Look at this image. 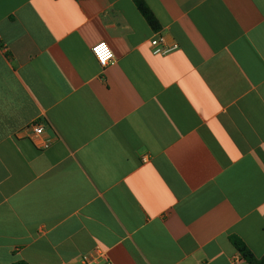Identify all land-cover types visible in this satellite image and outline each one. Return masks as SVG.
I'll use <instances>...</instances> for the list:
<instances>
[{
  "label": "crops",
  "instance_id": "obj_1",
  "mask_svg": "<svg viewBox=\"0 0 264 264\" xmlns=\"http://www.w3.org/2000/svg\"><path fill=\"white\" fill-rule=\"evenodd\" d=\"M144 2L0 0V264L264 256V0Z\"/></svg>",
  "mask_w": 264,
  "mask_h": 264
},
{
  "label": "built area",
  "instance_id": "obj_2",
  "mask_svg": "<svg viewBox=\"0 0 264 264\" xmlns=\"http://www.w3.org/2000/svg\"><path fill=\"white\" fill-rule=\"evenodd\" d=\"M154 55L165 56L179 49V45L174 43L169 46L166 42V38L162 32L158 31L156 37L150 41ZM103 46V47H101ZM92 56L95 57L99 65L105 69L107 68L114 60V54L110 45L106 42H99L92 47ZM34 134L35 143L37 146L46 149L49 147V141L43 140L44 128L39 123H32L29 127ZM77 264H112L109 260L107 253L100 249L96 248L91 254H86L81 257L79 263Z\"/></svg>",
  "mask_w": 264,
  "mask_h": 264
},
{
  "label": "trees",
  "instance_id": "obj_3",
  "mask_svg": "<svg viewBox=\"0 0 264 264\" xmlns=\"http://www.w3.org/2000/svg\"><path fill=\"white\" fill-rule=\"evenodd\" d=\"M135 5L138 7L141 14L147 20V22L154 28L158 29V23L156 18L150 11L149 7L146 5L144 0H133ZM229 242L236 248L238 253L240 254L241 258L247 262V264H264V256L261 258H257L250 248L246 245V243L237 236H231ZM15 264H27L23 261H19Z\"/></svg>",
  "mask_w": 264,
  "mask_h": 264
},
{
  "label": "snow or ice",
  "instance_id": "obj_4",
  "mask_svg": "<svg viewBox=\"0 0 264 264\" xmlns=\"http://www.w3.org/2000/svg\"><path fill=\"white\" fill-rule=\"evenodd\" d=\"M101 47H103V46H101Z\"/></svg>",
  "mask_w": 264,
  "mask_h": 264
}]
</instances>
